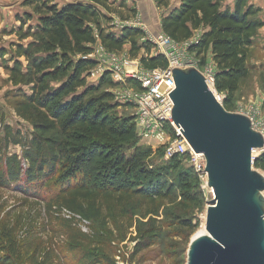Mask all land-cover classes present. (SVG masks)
<instances>
[{
	"label": "trees",
	"instance_id": "obj_1",
	"mask_svg": "<svg viewBox=\"0 0 264 264\" xmlns=\"http://www.w3.org/2000/svg\"><path fill=\"white\" fill-rule=\"evenodd\" d=\"M155 1L159 7L168 3ZM99 5L107 6V0H71L62 6L55 0L23 1V6L35 7L37 16L28 11L18 16L20 26L13 32L19 42L1 49L0 58L17 89L16 112L33 125L34 136L22 156L8 155L9 145L20 142V131L3 125L0 187L20 190L36 198L38 205L46 202L50 213L53 209L58 213L66 210L69 215L90 221L107 216L115 219L125 197L155 201L179 194L185 201H198L202 195L198 174L182 156H173L157 170L149 166L146 160L152 149L138 144L134 116L118 114L122 106L106 88L115 85L111 77L106 74L97 83L88 80L96 64L87 57L97 41L96 30L109 50L120 52L129 44L130 56L140 57L145 68L168 66L163 54L151 55L153 45L143 42L142 30L125 28L117 34L111 28H102L101 19L108 17ZM259 12L251 0H234L233 4L228 0H183L179 8L162 18V31L176 42L187 41L196 31H202L200 41L190 49L200 57L201 65L209 57L215 61V85L220 93L228 94L223 101L227 110L250 74V48L264 27ZM32 20L36 24L27 26ZM29 37L32 39L28 43H22ZM143 51L148 52L147 57ZM253 165L264 169V154L256 157ZM173 176L176 181L171 182ZM39 218L18 213L14 220L0 221V264H53L50 255L40 248V235L47 231V225ZM60 221L68 242L65 252L73 253L72 257L82 264H96L92 255L83 252V244L89 242L87 235L70 219ZM174 224L185 241L190 234L185 235L183 230L196 227L191 218H181ZM158 235L160 232L156 238Z\"/></svg>",
	"mask_w": 264,
	"mask_h": 264
},
{
	"label": "rangeland",
	"instance_id": "obj_2",
	"mask_svg": "<svg viewBox=\"0 0 264 264\" xmlns=\"http://www.w3.org/2000/svg\"><path fill=\"white\" fill-rule=\"evenodd\" d=\"M2 1V3L0 2L1 8L2 4L8 3L11 4L12 10H7L11 13L7 12L6 14L1 12L0 50L9 49L12 43L19 42V36L13 32V29L20 26L18 16H24L26 11L32 12L35 18L37 16L35 7L23 6L24 0ZM68 1L71 0H55L60 6ZM230 1L228 0L229 4H231ZM151 2L155 7L158 6L155 0H151ZM251 3L260 8L258 17L264 20V0H251ZM107 4V6L99 5L102 13L108 17V19H101V27L105 30L112 27V16L119 17L122 20L131 19L138 12H142L144 5L141 0H107ZM35 24L36 21L32 20L28 22L27 26ZM148 26L150 32L157 31L155 24L153 26L148 24ZM31 39L29 37L23 40L22 43L26 44ZM179 43L177 53L180 58L194 56L199 61L200 69L203 71L211 57L205 64L201 65L200 57L197 56L195 51L184 46V42ZM129 48V44H125L124 50L121 52L129 53ZM142 54L148 56L146 51H143ZM6 58L9 59L10 54ZM135 59L140 60V57ZM1 63L0 58V136L4 135L2 128L5 124L10 125L15 132L20 131V142L10 144L6 153L8 155L18 153L22 156L33 139L34 127L29 121L24 120L17 114L15 109L17 89L10 82L9 73ZM248 66L250 74L241 82L238 92L228 107V111L242 114L251 113L258 120H261L264 118V27L258 31L255 43L250 48ZM106 88L112 91L114 86ZM211 89L219 92L216 85L212 86ZM24 90L29 91L27 87ZM221 94L224 95L223 101L226 100L228 94L226 92ZM121 106L117 110L119 115H132V107ZM138 142L140 146L152 149V155L146 160L151 168L156 169L168 160L163 155V151H160L161 144L159 142L149 144L141 139ZM23 165L27 167L25 162ZM254 169L258 170L255 167ZM169 180L171 182L176 181L175 176L169 178ZM201 191L202 195L195 202L185 201L179 194L156 199L155 201L138 197L132 199L125 197L121 201V205L118 206L119 212L115 219L107 216L102 220L90 221L69 215L66 210L58 213L53 209L54 212L50 213L46 202L42 201L38 205L37 202L35 203L36 198L27 197L20 190L13 187H0V221L3 219L14 220L18 213L24 214L25 218L37 219L41 217L39 220L47 225V231L40 235V248L44 250L42 253L50 255L53 264H82L72 257L73 253L65 252L66 243L68 242L67 236L60 228L61 218L70 219L73 226L87 235L89 242L83 244V252L92 255L93 261H98L96 264H186L191 240L196 235L206 232L205 226L209 204L206 201H211L214 198L212 194H208L202 189ZM154 210H158V213L154 214ZM7 212H10L9 216H7ZM181 218H191L196 224L193 230H183L185 235L190 234L188 241L179 237L177 232L180 230L174 224ZM154 228L160 231L154 230ZM24 230L20 233L22 234ZM158 232H160V235L156 238L155 235ZM24 236L25 233L20 237L23 238ZM77 254L81 253L78 251Z\"/></svg>",
	"mask_w": 264,
	"mask_h": 264
},
{
	"label": "water",
	"instance_id": "obj_3",
	"mask_svg": "<svg viewBox=\"0 0 264 264\" xmlns=\"http://www.w3.org/2000/svg\"><path fill=\"white\" fill-rule=\"evenodd\" d=\"M172 75L173 120L204 154L214 191L206 233L191 240L186 264H264V176L253 166L264 137L246 114L224 107L200 69L179 66Z\"/></svg>",
	"mask_w": 264,
	"mask_h": 264
},
{
	"label": "built area",
	"instance_id": "obj_4",
	"mask_svg": "<svg viewBox=\"0 0 264 264\" xmlns=\"http://www.w3.org/2000/svg\"><path fill=\"white\" fill-rule=\"evenodd\" d=\"M111 29L120 34L125 28H137L144 32L143 41L153 45L151 55L163 54L168 59L167 67L145 68L139 59L132 58L127 52L111 51L105 47L96 30L97 41L87 57L95 60V66L89 71L88 80L97 83L106 74L113 81L115 101L121 105L133 108L138 136L146 143L159 142L164 148V156L170 159L179 155L184 158L186 165L192 168L199 177L201 189L214 196L213 189L208 184L206 171L207 161L203 153L196 152L190 145L180 126L174 122L172 108L174 102L169 93L176 88L172 69L179 66L196 67L200 69L199 61L194 56L183 57L177 53L179 42L174 41L161 29L150 32L148 24L140 12L134 17L122 20L112 16ZM202 31H196L192 38L184 41V46L191 47L200 41ZM216 63L211 58L201 71L204 73L209 86L215 85ZM210 86V87H211ZM216 98L223 103L224 95L213 91ZM252 127L264 137V118L258 120L251 113L246 114ZM254 153L253 159L264 154V146ZM201 170V171H199ZM204 170V171H203ZM264 176V169H258Z\"/></svg>",
	"mask_w": 264,
	"mask_h": 264
},
{
	"label": "crops",
	"instance_id": "obj_5",
	"mask_svg": "<svg viewBox=\"0 0 264 264\" xmlns=\"http://www.w3.org/2000/svg\"><path fill=\"white\" fill-rule=\"evenodd\" d=\"M167 1L168 3L166 5H163L161 7L158 6L155 7L151 2V0H141V2L144 3V5L142 7V12H140V14L143 17L144 22L152 26L155 24V26H157V30L161 29V22L163 16L167 15L172 10L179 8L183 0H167ZM233 1L234 0H231L230 2L233 4ZM0 2L2 3L3 1L0 0ZM7 10H12L11 4L8 3L2 4V8L0 7V16H1V12H4L5 14L7 12L11 13L10 11Z\"/></svg>",
	"mask_w": 264,
	"mask_h": 264
},
{
	"label": "bare ground",
	"instance_id": "obj_6",
	"mask_svg": "<svg viewBox=\"0 0 264 264\" xmlns=\"http://www.w3.org/2000/svg\"><path fill=\"white\" fill-rule=\"evenodd\" d=\"M211 86V85H210ZM212 87V86H211ZM258 151L256 150V153H257ZM203 233H206V232H203ZM200 234H202V233H200Z\"/></svg>",
	"mask_w": 264,
	"mask_h": 264
}]
</instances>
